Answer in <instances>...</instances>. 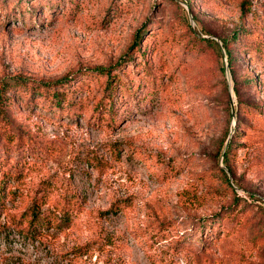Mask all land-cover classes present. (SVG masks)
Instances as JSON below:
<instances>
[{
	"label": "rangeland",
	"instance_id": "374dc122",
	"mask_svg": "<svg viewBox=\"0 0 264 264\" xmlns=\"http://www.w3.org/2000/svg\"><path fill=\"white\" fill-rule=\"evenodd\" d=\"M52 1L0 0V264H264V0Z\"/></svg>",
	"mask_w": 264,
	"mask_h": 264
},
{
	"label": "trees",
	"instance_id": "16d2710c",
	"mask_svg": "<svg viewBox=\"0 0 264 264\" xmlns=\"http://www.w3.org/2000/svg\"><path fill=\"white\" fill-rule=\"evenodd\" d=\"M52 2H53V8L55 6H56L55 8H57L60 5L56 0H53ZM245 2H246V0H243L241 2L242 13H246L248 11V9L246 8ZM55 8H54V10H56ZM245 33H246V31L241 29V27H240V28L232 31L229 34L219 35L218 38L221 42V46H220L218 41H216L210 37H207V38L201 37V41H207L209 44L214 46L216 51L218 52V54L221 57H222L221 48L224 49L225 55L227 58V62L229 65V69H230V72H231L232 76L234 77V79H235V72L233 69V63H234L235 58H234L233 50L231 49L230 45L232 43L240 40L244 36ZM133 45H136V41L133 43ZM220 69L222 72H224L223 63L220 66ZM14 81L16 83L23 82L25 86H30V90L32 91V86H33L32 82L27 81L24 78H17ZM237 82L238 81H236L233 85V91H234L236 96L239 94ZM242 82H244V84H246L247 86H257V84L259 83V80L256 77H252V76L247 77L246 76V77H244ZM4 89H5V85L2 84L0 87V100L1 101H4V99L7 96V93L1 92V91H4ZM257 106H259V104H257ZM237 125H238V122L235 123V125H234L235 127L233 128V132L231 133V135L229 133H227V135H225V137L221 143V148H222L224 143L226 142V140L229 138L228 146H227L226 150L224 151V155H223L225 166L228 169H229V165L227 164V157H228L227 155H229V153H231V150L233 148L232 141L235 140V137L237 135V131H238ZM0 189H2V187H0ZM34 198H35V200L39 199L40 201L37 202L34 200V203L29 207L30 208L29 209V212H30L29 213V230H33V228L37 224H39L40 226L44 225L46 223V221H48V220H51V222L54 223L55 225L58 224V222L65 220V219L67 221H70L71 216L69 214L71 213L72 208H74L77 204H79V201L77 199L65 198L63 200H58V201H55L51 204H47V207H45V208H40L42 205L46 206V203L48 201V196H46V198H43V197H38V198L34 197ZM112 209H114V206H111L109 208V211ZM116 210L117 209L115 208V211ZM225 217H228V216H224L223 218H221L220 215H218V217H216L217 219H215V221L213 223L211 222L209 224H204V225H207L208 228H211V229H208L209 230L208 236L212 237V236H214V234H218V231H219L218 229L221 228L222 225L226 224L224 221H222ZM201 230H202V226H201Z\"/></svg>",
	"mask_w": 264,
	"mask_h": 264
},
{
	"label": "water",
	"instance_id": "95a60500",
	"mask_svg": "<svg viewBox=\"0 0 264 264\" xmlns=\"http://www.w3.org/2000/svg\"><path fill=\"white\" fill-rule=\"evenodd\" d=\"M221 50H222V53H223V55H224V57H225V59H226V55H225V51H224V49L223 48H221ZM234 112H233V110H232V114H233ZM228 142H229V138L226 140V148H227V146H228ZM225 148V149H226ZM225 151V150H224Z\"/></svg>",
	"mask_w": 264,
	"mask_h": 264
}]
</instances>
